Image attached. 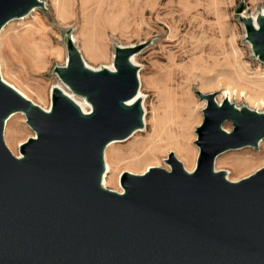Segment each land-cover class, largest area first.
I'll return each instance as SVG.
<instances>
[{"label": "water", "instance_id": "water-1", "mask_svg": "<svg viewBox=\"0 0 264 264\" xmlns=\"http://www.w3.org/2000/svg\"><path fill=\"white\" fill-rule=\"evenodd\" d=\"M3 3L0 30L42 1ZM249 21L264 61V16L259 28ZM134 53L119 47L117 71L93 70L70 46L68 64L57 70L92 104L90 114L58 87L46 111L0 74V264H264V167L239 181L214 169L219 154L259 146L264 113L201 93L208 104L194 172L170 153V170L124 172L122 194L103 186L107 144L144 126L141 101L127 104L140 87ZM17 111L38 136L19 146L22 157L4 141L6 120ZM226 120L234 123L230 133Z\"/></svg>", "mask_w": 264, "mask_h": 264}, {"label": "rangeland", "instance_id": "rangeland-1", "mask_svg": "<svg viewBox=\"0 0 264 264\" xmlns=\"http://www.w3.org/2000/svg\"><path fill=\"white\" fill-rule=\"evenodd\" d=\"M58 1L42 0L32 15L24 19L17 17L5 27L0 57L8 72L3 77L48 107L54 84L61 83L72 91L57 70L68 61L70 46L81 49V57L96 68L113 64L120 45L134 48V56L141 65L148 126L146 131L114 143L106 150L107 163L112 166L107 182L109 176H114V181L107 183L108 188L121 189L122 171L143 173L150 166L171 167L163 161L171 151L189 170L195 167L197 128L204 120L208 104L200 91L214 94L218 104L217 100L222 101L225 92L231 90L233 103L239 109L264 110L260 100L264 98V91L248 80L264 78V61L256 53L248 33L249 20L256 25L259 17L264 16V0H60L70 4L66 19L61 17ZM38 19L43 21L45 29L24 35L27 24L36 25ZM92 31L106 51L105 58H93L83 48ZM16 34L25 40L14 39ZM74 34L79 44L72 41ZM47 46H55L62 55L50 56L44 68L38 69L33 54ZM235 63L244 67L240 80L230 79ZM166 105L173 113L169 116L173 130L191 148V163L169 143L167 125L160 133L156 132L155 116L158 113L162 116ZM25 115L13 116L6 126L5 141L14 154H18L19 144L34 134ZM223 127H228L230 133L234 123L226 120ZM218 156L216 168L230 171V179L237 181L264 167V141L260 148L244 146Z\"/></svg>", "mask_w": 264, "mask_h": 264}, {"label": "bare ground", "instance_id": "bare-ground-1", "mask_svg": "<svg viewBox=\"0 0 264 264\" xmlns=\"http://www.w3.org/2000/svg\"><path fill=\"white\" fill-rule=\"evenodd\" d=\"M0 10L2 7H4L5 5H7L6 3H3V0H0ZM5 1V0H4ZM42 1V0H40ZM58 4V7L60 8L62 14H61V17L63 19H66L67 18V15H68V11L70 10V4L67 2V1H58L57 2ZM38 9V6L34 7L29 14L25 15V16H22L18 19H24V18H27L29 17L30 15H32V13L34 11H36ZM16 18L10 20L7 24H5L2 29L0 30V41L2 40L4 34L6 33L7 31V28H5L8 24H10L12 21H14ZM38 24L34 25V24H27V26L25 27V31H24V35H27L29 33H33V32H42V30L45 29V27L43 26L41 19H38ZM256 27L259 28L258 24H256ZM14 39H17V40H20L22 42V40L24 38V36H19L18 34L14 35ZM72 41L74 43H78V40L76 39V34L73 35V38H72ZM29 42L31 43L32 41L29 40ZM34 44V43H32ZM79 44V43H78ZM33 46V45H32ZM127 46L129 45H120L121 48H126ZM35 47V46H33ZM80 47V46H79ZM83 48H85L87 50V52L93 57V58H105L107 56L106 54V51L105 49L103 48L102 44L97 40V37L95 35V32L92 31L89 35H87V38L86 40L84 41V45H83ZM81 50V49H80ZM80 50H78L80 52ZM82 53V51H81ZM83 54V53H82ZM61 56L62 55V51H59L57 52L56 49H55V46H47V47H44L42 50H39L37 51L35 54H33V60H34V63H35V66L38 68V69H43L45 64L47 63L48 61V58L51 56V57H55V56ZM135 54H133L131 56V61L134 65L140 67L141 65L138 63L136 57L134 56ZM69 60V58H68ZM84 60V59H83ZM85 62V65L90 68V69H93V70H101V69H104V68H107L111 71H117L116 67H115V64H114V60H113V64L112 62L109 63V64H104L103 66H101L100 68H96L95 66H90L88 65V62ZM68 64V61H66V63L63 65H67ZM230 64V63H229ZM5 65H4V62L3 60L1 59L0 57V74H1V77H2V80L7 83L8 85H10L11 87H13L17 92H19L22 96L26 97L27 99L31 100L32 102L40 105L43 109H45L46 111H50L51 110V107H52V101L50 102L49 106L48 107H45L41 104H39L38 102H36L35 100H33L32 98H30L27 94H25L23 91L19 90L16 86H14L13 84L9 83L7 80L4 79L5 75H6V72L8 71H5ZM233 76H231L230 79L232 80H240L241 78H243L244 75H242V73L244 72V67L243 66H240V63H235L233 65ZM11 72V71H10ZM12 74L15 75V72H11ZM4 76V77H3ZM138 78H139V82H140V87H139V90H138V93L135 97L129 99L127 101V104H133L135 101L137 100H140L141 101V105H142V109H143V122H144V126L142 128H139L137 130H135L131 136L128 138H132L136 133L138 132H144L146 131L147 129V126H148V121H147V114H148V110L146 108V105H145V101H146V94L142 92V79H141V72L140 70L138 71ZM244 78H247V76H245ZM248 79V78H247ZM250 82L252 83H255L256 85L259 86V90L260 91H264V78L262 79V81H255V80H252V79H248ZM55 87H58L60 88L66 95H68V97H70V99L72 101H74L80 108L81 110L85 113V114H90L93 112V106L92 104L85 98V96L81 95V94H78V93H74L73 91H69L68 89H66V87L61 84V83H56L53 85L52 89H51V94H52V91ZM201 93H204L202 91H200ZM237 92V91H236ZM233 93L234 91H231V90H228L225 92V96L223 97V100L225 99H229V101L231 103H233L234 100L233 99ZM235 95V94H234ZM243 95V94H242ZM222 101H219L217 100L218 102V105H222ZM260 100L264 103V98H260ZM191 106V105H190ZM166 109L163 110V115L160 116V114L158 113V115L155 116L156 120H155V125H156V132L157 133H160L163 129V127H165V125H167L165 127V129L170 130L169 133H167V136H168V139H169V143L174 146L175 148H177V154L180 155V156H183V157H186L187 158V161L189 163H191L192 161V151H191V148L190 146L183 142L181 140V135L179 133H177V131H174L171 124H170V119H169V116L172 115L173 113L169 110V105H166ZM250 108V107H249ZM159 109V108H158ZM250 109H253L255 111H258L260 113H264V110L260 111L259 109H256V108H250ZM157 111V110H155ZM25 115V113L23 111H17V112H13L9 117L8 119L6 120V123H5V128H4V141H5V131H6V126H7V123L9 122V120L17 115V114H22V113ZM25 118H26V123L30 126V124L27 122V117L25 115ZM31 127V126H30ZM154 127V126H153ZM226 130H230L228 127H225ZM32 129V127H31ZM33 136L31 137H35L37 138L38 136H36V133L35 131L33 132ZM28 140V139H27ZM26 140V141H27ZM119 141H122L120 139H115V140H112L110 141L107 146L105 147V150H104V163H105V171H104V174H103V178H102V184L104 187L108 188L107 187V183H112L114 181V176L111 175L109 176V180L107 182V177H108V172H110V170L112 171V166L107 163V160H106V150L108 149V147L114 143H117ZM264 141V139H262L260 142H259V148H260V145L261 143ZM25 142V141H24ZM6 143V141H5ZM23 143V142H22ZM20 143L19 146L22 144ZM161 143V142H160ZM7 145V144H6ZM157 147V146H156ZM198 147V155H199V152H200V147ZM194 149V148H193ZM13 153V152H12ZM170 153H174L173 151H171ZM168 153V156L167 158L169 157V154ZM17 155L18 157H22V154L20 153V151L18 150V154H15ZM175 157L180 160L176 154L174 153ZM198 155H197V160H198ZM167 158H164L163 161ZM195 158V157H194ZM219 158V156L216 157L215 159V170L218 171L220 169H217L216 168V163H217V159ZM197 160H196V165L195 167L192 169V170H189L185 165V169L188 171V172H194L196 166H197ZM181 161V160H180ZM182 162V161H181ZM183 163V162H182ZM184 164V163H183ZM151 167H162V166H150L146 169L145 172L143 173H134V172H131V171H122L119 175V186H120V190H115V189H111V188H108V189H111V190H114V191H117L119 193H124L125 192V188L123 187L122 183H121V180H120V177L122 175V173L124 172H129V173H132V174H136V175H143L145 174ZM167 170H170L171 167H163ZM261 169V168H260ZM259 170V169H258ZM227 171V177L229 180L231 181H234L232 179H230V171L226 170ZM257 171V170H256ZM255 171V172H256ZM254 172V173H255ZM253 174V173H252ZM251 175V174H250ZM249 176V175H248ZM245 178V177H244ZM243 179V178H242ZM239 181V180H237Z\"/></svg>", "mask_w": 264, "mask_h": 264}]
</instances>
